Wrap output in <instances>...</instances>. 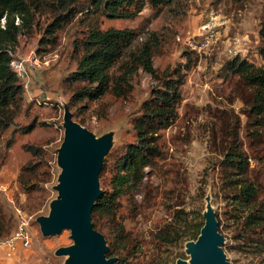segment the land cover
<instances>
[{"label": "trees", "instance_id": "16d2710c", "mask_svg": "<svg viewBox=\"0 0 264 264\" xmlns=\"http://www.w3.org/2000/svg\"><path fill=\"white\" fill-rule=\"evenodd\" d=\"M147 5L152 8V15L139 27L102 28L103 18L135 19ZM177 8L180 0H0V168L6 159L2 150L11 149L16 130L9 136L6 133L27 111L24 83L13 68L14 56L21 36L34 33L44 18L50 22L44 29L42 44L56 43L58 31L66 26L79 28L80 35L73 41L77 67L64 81L70 94L68 107L79 111L78 118L79 113L83 116L109 94L127 99L140 70L157 81L141 111L132 119L135 139L111 149L100 172L102 195L94 205L92 223L105 234L109 246L107 257L116 258L114 264H131L133 260L132 264H175L179 259H188L187 243L199 238L205 224L204 209L186 210L182 207L184 190L170 189L164 191L171 201L167 206L173 210L170 220L159 223L147 236L142 232L129 240L124 235L125 220L138 213L145 214L146 207L136 194L145 185L144 179L149 174L146 170L155 174L166 172L161 163L166 158L164 131L178 121L182 88L188 72L199 61V54L191 49L184 52L185 63L162 72L155 66L162 37L160 31L151 27L152 22ZM261 31L264 37V25ZM256 53L264 59V40ZM221 75H237L249 89L244 98L248 106L247 131L264 153V62L258 63L248 55L233 56L224 63ZM239 121L233 115L224 122L216 187L218 195L228 196V213L243 226L240 250L264 254V155L259 151L256 160L260 167L252 166L250 157L240 147ZM36 122L33 119L21 127V132H32ZM78 122L87 128L82 117ZM230 128H233L231 136ZM23 147L32 157L22 166L18 183L29 200L25 208L37 212L43 205L45 185L52 179L53 166L45 159L48 150L43 146L26 143ZM216 217L220 228L222 221L218 213ZM14 220V214L0 203V240L14 234ZM220 232L225 234L222 228ZM224 244L230 250L239 248L237 244ZM145 245L151 247L149 256L143 252Z\"/></svg>", "mask_w": 264, "mask_h": 264}, {"label": "rangeland", "instance_id": "374dc122", "mask_svg": "<svg viewBox=\"0 0 264 264\" xmlns=\"http://www.w3.org/2000/svg\"><path fill=\"white\" fill-rule=\"evenodd\" d=\"M152 11L147 5L135 19L103 18L101 25L104 29L137 28L152 15ZM212 14L219 15L222 23L216 29L213 43L197 52L198 64L188 72L182 88L180 117L164 131L166 158L161 163L166 172L155 174L146 170L149 174L144 179L145 185L136 194L139 202L146 207L145 214L138 213L125 220L124 235L129 240L142 232L147 236L159 223L170 220L173 210L167 206L171 201L164 191L183 189V208L188 211L204 209L205 212L212 208L219 214L222 221L220 228L225 232L222 234L226 235L224 242L239 247L230 250L223 244L231 264H264V254L240 250L242 240L239 235L244 234L243 226L228 213V196L224 193L218 195L216 187L220 175L217 159L223 146L222 129L224 122L233 115L240 119L237 128L240 147L250 157L252 166L260 167L256 160L259 151L264 155L262 147L256 141L254 144L247 131L248 106L244 98L250 93L249 89L243 86L237 75H221L224 63L234 56L231 48L235 39L242 43L241 56L248 55L258 63L264 62L256 56L257 46L264 40L261 31L264 25V0H180V8L152 22L151 27L160 31L162 37L161 53L155 56L154 62L161 72L185 63L184 52L192 49L189 42L205 33L203 27ZM49 22L44 18L34 33L22 35L14 56V62L23 63L28 70L26 77L21 78L27 85L24 86L27 111L17 118L11 131L6 133L9 136L16 130L11 149L7 151L4 147L2 150L6 159L0 168V203L14 214L15 231L19 217L23 215L28 219L32 244L29 249L20 250L9 264H64L72 259L70 255H58L61 248L75 244L71 231L65 229L60 234L45 236L37 222L38 217L50 214L53 201L59 199L55 187L59 184L62 168L57 157L65 136L68 112H73L76 122L82 117L96 137L109 135L110 150L115 149L135 139L132 119L141 111L143 102L157 85L150 74L140 70L133 80L132 94L127 99L109 94L100 104H93L83 116L79 113L78 118V110L67 108L70 94L65 90L64 81L77 67L73 41L80 31L75 26H66L58 31L56 43L42 44L44 29ZM35 60L39 64L33 67ZM35 118L34 130L22 133L21 127L27 126ZM232 132L233 128H230L229 136ZM26 143L47 149L45 159L53 166L52 179L45 185L43 205L37 212H29L25 208L29 200L18 183L22 166L32 157L24 150ZM204 179L206 184L201 189ZM150 251V245H145V256H149ZM186 260H190V255Z\"/></svg>", "mask_w": 264, "mask_h": 264}, {"label": "water", "instance_id": "95a60500", "mask_svg": "<svg viewBox=\"0 0 264 264\" xmlns=\"http://www.w3.org/2000/svg\"><path fill=\"white\" fill-rule=\"evenodd\" d=\"M67 108H69L67 106ZM65 136L58 149L57 161L62 168L56 190L59 199L53 201L48 216L37 222L45 236L71 231L74 245L61 248L58 255H70L64 264H114L108 258L109 246L105 236L94 228L92 212L102 195L100 172L110 151L109 135L98 138L88 128L74 120L68 112ZM205 224L196 241L187 243L190 260L179 259L175 264H231L223 248L216 212H204Z\"/></svg>", "mask_w": 264, "mask_h": 264}, {"label": "built area", "instance_id": "2783aa9c", "mask_svg": "<svg viewBox=\"0 0 264 264\" xmlns=\"http://www.w3.org/2000/svg\"><path fill=\"white\" fill-rule=\"evenodd\" d=\"M222 23L219 15L212 14L209 18V20L204 25L203 29L205 30V33L200 36V38L190 41L189 46L192 48V50H196L197 52H201L205 47H208L210 44L213 43L214 37L216 35V29L220 24ZM241 41L239 39H235L233 42V47L231 48V52L234 54V56L240 55L241 51ZM245 56V55H244ZM258 60H263L262 57H260L258 54H256ZM39 62L37 60L34 61L33 67L38 65ZM13 65L15 66V70L19 74L21 78H25L28 74V70L26 66L21 63H15L13 62ZM25 87L27 85L24 84ZM32 244V236L29 230V221L26 217L23 215L19 217V223L16 231L14 234L4 240H0V250L6 249L11 254H16L20 250L24 249L27 250L31 247ZM0 264H4L3 259L0 258Z\"/></svg>", "mask_w": 264, "mask_h": 264}, {"label": "crops", "instance_id": "0c3cea01", "mask_svg": "<svg viewBox=\"0 0 264 264\" xmlns=\"http://www.w3.org/2000/svg\"><path fill=\"white\" fill-rule=\"evenodd\" d=\"M22 251V250H21ZM20 252V251H19ZM18 252V253H19ZM17 257V253L16 254H11L10 252H8V250L6 249H1L0 250V258L3 259L4 264H9L12 260H14Z\"/></svg>", "mask_w": 264, "mask_h": 264}]
</instances>
